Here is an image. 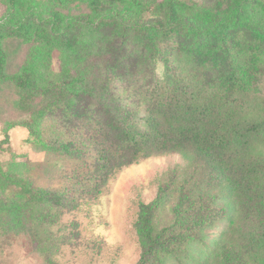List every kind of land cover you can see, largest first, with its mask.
Here are the masks:
<instances>
[{"label":"trees","instance_id":"obj_1","mask_svg":"<svg viewBox=\"0 0 264 264\" xmlns=\"http://www.w3.org/2000/svg\"><path fill=\"white\" fill-rule=\"evenodd\" d=\"M3 2L0 83L17 88L33 149L79 164L54 189L35 184L29 160L0 163L4 228L49 257L62 213L122 167L179 152L182 172L139 203L134 264H264V0ZM8 38L31 43L12 74Z\"/></svg>","mask_w":264,"mask_h":264},{"label":"rangeland","instance_id":"obj_2","mask_svg":"<svg viewBox=\"0 0 264 264\" xmlns=\"http://www.w3.org/2000/svg\"><path fill=\"white\" fill-rule=\"evenodd\" d=\"M34 1L40 4L44 0ZM5 11V3L0 0V17ZM30 45L20 38L3 41L6 73L12 74L19 69ZM57 64L55 53L54 69ZM258 89L264 95V82ZM18 97L13 84L0 83V163L8 165L13 158L29 160L35 165L32 178L36 185L61 188L69 181L65 175H70L79 164L33 149L34 139L21 123L28 120L29 114L19 106ZM187 161V155L171 152L142 158L119 169L96 200L62 213L57 224L47 227L49 233L61 238L60 248L49 257L39 252L28 231L4 228L5 217L0 216V264H134L141 252L135 228L139 203L152 201L160 185L171 178L176 168L182 172ZM178 179H182L181 173ZM175 194L157 212L158 227L170 223L169 207ZM170 264H177V261L172 259Z\"/></svg>","mask_w":264,"mask_h":264}]
</instances>
